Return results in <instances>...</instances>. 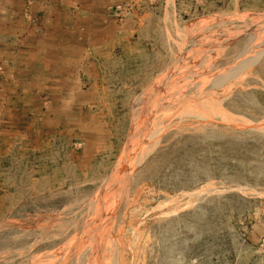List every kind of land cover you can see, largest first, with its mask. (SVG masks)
<instances>
[{
  "label": "rangeland",
  "instance_id": "374dc122",
  "mask_svg": "<svg viewBox=\"0 0 264 264\" xmlns=\"http://www.w3.org/2000/svg\"><path fill=\"white\" fill-rule=\"evenodd\" d=\"M32 1L0 0V264H264V0Z\"/></svg>",
  "mask_w": 264,
  "mask_h": 264
},
{
  "label": "crops",
  "instance_id": "0c3cea01",
  "mask_svg": "<svg viewBox=\"0 0 264 264\" xmlns=\"http://www.w3.org/2000/svg\"><path fill=\"white\" fill-rule=\"evenodd\" d=\"M32 4H36L37 7L40 5V6H45V8L47 7V8L57 9L60 7H64L65 5L76 6V4H80V0H34L32 1Z\"/></svg>",
  "mask_w": 264,
  "mask_h": 264
},
{
  "label": "bare ground",
  "instance_id": "6f19581e",
  "mask_svg": "<svg viewBox=\"0 0 264 264\" xmlns=\"http://www.w3.org/2000/svg\"><path fill=\"white\" fill-rule=\"evenodd\" d=\"M89 238V237H88ZM85 240H86V238H85ZM105 250V249H104ZM86 254V253H85ZM79 259V258H78ZM79 261V260H78Z\"/></svg>",
  "mask_w": 264,
  "mask_h": 264
}]
</instances>
